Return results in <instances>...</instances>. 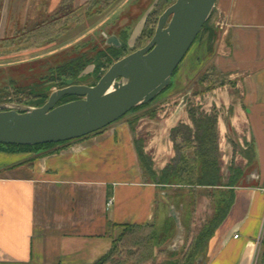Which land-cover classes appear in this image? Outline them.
<instances>
[{
	"label": "crops",
	"instance_id": "obj_1",
	"mask_svg": "<svg viewBox=\"0 0 264 264\" xmlns=\"http://www.w3.org/2000/svg\"><path fill=\"white\" fill-rule=\"evenodd\" d=\"M88 4L89 0H0V41L6 55L13 46L28 60L41 56V42L28 45L23 40L42 30H72L73 16ZM216 9L224 19V34L215 67L227 82L208 92L210 105L219 113L221 146L227 144L231 129L254 160L248 163L243 157L247 165L232 188L231 209L208 243L206 264H253L264 229V0H218ZM26 30L33 32L25 37L20 32ZM79 40L63 43L60 50ZM190 97L188 93L181 98L174 114L143 148L156 174L174 157L170 132ZM131 122L119 121L57 146L56 152L30 163L25 153L0 152V264H96L124 226L157 227L173 220L171 207L165 212L164 206L178 198L147 180L136 145L138 128L133 130ZM110 200L113 205L108 207ZM183 205L175 208L181 224ZM263 247L264 240L259 256Z\"/></svg>",
	"mask_w": 264,
	"mask_h": 264
},
{
	"label": "rangeland",
	"instance_id": "obj_2",
	"mask_svg": "<svg viewBox=\"0 0 264 264\" xmlns=\"http://www.w3.org/2000/svg\"><path fill=\"white\" fill-rule=\"evenodd\" d=\"M176 2L177 0H89L87 9L74 15L72 22L69 23L70 27H73L72 30L68 31L65 30V27H61L58 30L36 31L40 33H38L39 36L36 34L35 38L30 36L24 39L23 41L28 43V45L39 44V42L44 45L41 48L37 46V51L41 56L37 58L29 57V60L23 55L16 54V48L13 46L9 49L12 54L10 53L7 56V49L2 47V41H0V107H14L22 113L25 109L43 107L50 95L60 90L63 86L68 87L74 84L89 87L96 86L111 68L112 61L110 59H102L100 70L98 69L96 74L93 73L94 66H89L84 73L77 75L76 80L59 77L56 73L52 74L54 73L53 69L78 56V54L84 53L87 57L92 58L99 57L98 52L108 46L107 39L111 36L117 37L124 48V51L121 50L123 57L120 60L147 47L155 36L160 18ZM223 24V17L215 9L208 26L212 31L218 32V40L214 45L213 52L210 53L208 51L209 37L203 36L193 45L181 63L177 73L171 79L168 89L147 107L130 112L120 120L130 119V121L135 122L134 127L138 128L136 131L137 142L143 148L152 138L153 134L162 128L161 124L168 121L174 114L181 98L185 94L189 93L191 95L187 108L170 132L172 134V131L176 130L173 137H176L177 147H181L182 139L185 137L184 135H187L186 128L189 127L194 131L189 114L190 111H197L199 115L209 117L214 116L216 113L217 118H219V113L213 108L215 106L210 105L213 99L212 95H209L208 92L210 89L217 88L227 82V78L219 73L215 67L217 45L224 34ZM32 32L26 30L20 33H25L24 36L26 37V35ZM82 36L84 37L83 40H79ZM77 40L80 42L66 50H60L63 43L75 42ZM49 41H54L56 44L51 47L47 46L46 44ZM92 47H96L97 52L92 51ZM57 49L58 52L53 55L47 53ZM61 102L60 105L67 103L65 101ZM221 143L219 137V166L222 178L220 184L222 188L194 189L187 185L159 187L166 193H169L172 198H178V200L170 199L169 205H163L165 212L168 211L169 207H174L178 211L181 204H184L182 227L185 243L179 251L180 256H178L181 264L191 254L195 240L212 219L216 205L222 200L225 202V205L229 203L233 190L227 184L229 183V178L233 175V171L238 169L243 172L247 165L243 155L244 153L250 154L248 151L249 147L247 145L242 146L238 135L233 130L228 131L227 144L225 143L221 146ZM56 148L57 146L51 149H44L42 152L37 149H29L25 152L13 151L10 153H25L29 155L27 162L30 163L42 154L49 153ZM1 149L0 152H6V150ZM191 155L192 152H188V157H191ZM178 156L179 154L174 148V157L170 164H174ZM146 157L147 159H152L150 155H146ZM161 175L162 173L156 174L155 178L147 175V180L151 178L155 183H158ZM156 179L158 180L157 182ZM196 202L201 204L200 207L197 206ZM197 209L200 210L197 212ZM211 212H213L212 215ZM162 224L160 223L158 224L159 226L155 227L158 236L155 247L146 250L132 246L134 244L131 238L134 235L133 232L123 242L117 244L118 254L115 258L116 261H120L121 264H164L168 259L167 253L159 254L157 251L159 249L165 251L167 245L176 240L180 233L177 231L173 220L168 221L165 225ZM124 230L122 228L121 234L113 240L112 247L114 242L118 241L123 235ZM262 250L264 252V247ZM131 253L133 254L132 256ZM200 255L198 254L193 259V264H205L204 256ZM260 257H262L261 254L258 257L257 264L260 261Z\"/></svg>",
	"mask_w": 264,
	"mask_h": 264
},
{
	"label": "water",
	"instance_id": "obj_3",
	"mask_svg": "<svg viewBox=\"0 0 264 264\" xmlns=\"http://www.w3.org/2000/svg\"><path fill=\"white\" fill-rule=\"evenodd\" d=\"M218 0H177L159 20L153 40L111 66L94 87L73 85L52 93L41 108L19 112L0 107V145L36 147L80 140L127 116L135 108L155 101L171 84ZM107 45L120 48L111 36ZM65 97L77 100L61 104ZM187 97L181 108L186 105ZM180 235L165 251L179 252L185 243L180 214L170 209Z\"/></svg>",
	"mask_w": 264,
	"mask_h": 264
},
{
	"label": "trees",
	"instance_id": "obj_4",
	"mask_svg": "<svg viewBox=\"0 0 264 264\" xmlns=\"http://www.w3.org/2000/svg\"><path fill=\"white\" fill-rule=\"evenodd\" d=\"M213 15L214 13L210 17V19L207 21L200 35L195 41L196 43L203 36H206V37L208 36L209 37L208 51L210 53L213 52L214 45L218 40V32L212 31L208 27L212 20ZM91 50L96 51L97 48L92 47ZM121 50L124 51L122 44L120 48L106 46L104 50H101L98 52L99 57L97 58L87 57V55L84 53L81 55L78 54V56L71 58L69 61H66L65 63L53 69L54 73L52 74L56 73L59 77L76 80L77 75L79 73H84L89 66H94L93 73L96 74L98 72V69L100 70V64L102 62V59H106V58L108 60L110 59L112 61L111 65H113L117 61H119L120 58L123 57V55H121L122 54ZM177 71L178 69L176 70L174 75L177 73ZM64 88H67V87L63 86L61 89H64ZM67 99L69 100L67 101ZM74 100H77V98L65 97V100L63 101L68 103ZM148 105L139 106L135 108L132 112H134L137 109L147 107ZM189 114L191 116V121L194 126V131L189 127L186 128L187 135H184L185 137H183L182 139L181 147L179 146L177 147L176 137H173V134L176 133V130L172 131L171 139H172V142L174 143V148L176 152L179 154V156L177 160L174 162V164H170L162 172L159 182L156 184L164 186V187L172 186V185L174 186L187 185L194 189L222 188L220 184L222 182L221 181L222 178L220 175L221 169L219 166V160H220L219 158V131H218L217 114L215 113L214 116L212 117L205 116V115H199L197 111L196 112L190 111ZM197 116L199 117L197 118ZM131 126L134 129L135 122H132ZM72 142H75V141H72ZM72 142L61 143V144H50V145H43V146H36V147H19V146L0 145V148H2L3 150H6V152H13V151L25 152L26 150H29V149H37L40 152H42V150L44 149H51V148H54L55 146L66 145ZM136 145H137V150L139 154V159L141 161L143 169L150 177L155 178L156 174L152 170V161L150 159H147L146 155L143 152L142 145L139 142H137ZM56 151L54 149L50 151L49 153L42 154L41 156L51 154ZM188 152H192L191 157H188ZM243 157L248 161V163H252L254 160V157L248 153H244ZM242 176H243V172L236 169L235 171H233V175L229 178L228 180L229 183L227 184V186L234 188L238 184V182L241 180ZM157 181L158 180L156 179V182ZM231 199L229 203L226 205L223 200L220 201V203L216 205L212 219L207 223L202 233L195 240L193 244V248L191 249V254L187 257L186 261L183 264H193L192 261L198 256V254H201L204 256L205 264H206L208 243L210 239L212 238V236L214 235V233L216 232V230L224 222L229 210L231 209V206H232ZM123 228L125 229L123 235L119 238L118 241L114 242L111 251L98 264H121L120 261H116L115 259L118 254L117 244L119 242H123V240L131 236L133 232H134V235L131 238L134 244L132 246L138 249L149 250L151 247L153 248L155 247V245H157L156 241H158V236L155 231V227H152V226H124ZM157 253L159 254L167 253L168 259L164 264H181L178 259V256H180L179 252H176V253L167 252V251L165 252L159 249ZM132 255L133 254L131 253V256ZM261 255L262 257H260L259 259L260 261L258 264H264V252H262Z\"/></svg>",
	"mask_w": 264,
	"mask_h": 264
},
{
	"label": "built area",
	"instance_id": "obj_5",
	"mask_svg": "<svg viewBox=\"0 0 264 264\" xmlns=\"http://www.w3.org/2000/svg\"><path fill=\"white\" fill-rule=\"evenodd\" d=\"M113 205V201H109L108 202V204H107V206L108 207H111ZM262 237H261V239H260V241H259V249H260V246H261V244H262V242H263V240H264V229H263V232H262V235H261ZM237 238V237H236ZM259 249H258V251H257V255H256V257H255V259L253 260V264H257V260H258V257H259Z\"/></svg>",
	"mask_w": 264,
	"mask_h": 264
}]
</instances>
